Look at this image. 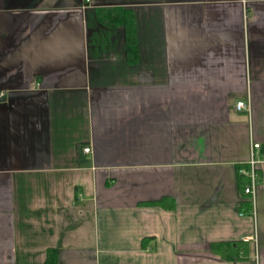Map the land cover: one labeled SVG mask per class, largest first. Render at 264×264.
<instances>
[{
	"label": "crops",
	"instance_id": "0c3cea01",
	"mask_svg": "<svg viewBox=\"0 0 264 264\" xmlns=\"http://www.w3.org/2000/svg\"><path fill=\"white\" fill-rule=\"evenodd\" d=\"M24 1L0 0V264H264V0Z\"/></svg>",
	"mask_w": 264,
	"mask_h": 264
},
{
	"label": "trees",
	"instance_id": "16d2710c",
	"mask_svg": "<svg viewBox=\"0 0 264 264\" xmlns=\"http://www.w3.org/2000/svg\"><path fill=\"white\" fill-rule=\"evenodd\" d=\"M246 169L248 170L247 166L239 167L237 171L238 175V187L240 189L241 195H245L247 198L249 196L243 192L245 188L250 184V179L246 175L240 174V170ZM259 182V174L257 178ZM249 201H246L245 203L239 204V209L241 214H248L252 212L251 204H249ZM209 252L213 254V256H217L222 260H232L236 259L239 256L243 255L244 257L247 256L249 253L248 249L243 246L241 243H225V244H214L210 245ZM242 256V257H243ZM57 257H56V251L54 249H50L47 252L45 261L43 264H57Z\"/></svg>",
	"mask_w": 264,
	"mask_h": 264
},
{
	"label": "rangeland",
	"instance_id": "374dc122",
	"mask_svg": "<svg viewBox=\"0 0 264 264\" xmlns=\"http://www.w3.org/2000/svg\"><path fill=\"white\" fill-rule=\"evenodd\" d=\"M8 1V0H7ZM28 2H30V0H27ZM11 3L12 4H15V3H18V4H23L22 6H24V7H26L27 6V3H25V1L24 0H11ZM10 7L11 8H14V6L13 5H10ZM36 184H37V182H36ZM79 193H81L82 194V187H80V189H79ZM64 199V204H63V209H64V211H66V212H68V213H70V214H76V212L75 211H79V210H74V207L75 206H80L81 205V202H79V203H77V202H75V201H70V199H67L66 197H64L63 198ZM69 203H73V204H71L70 206L68 205ZM19 206L20 205H18L17 206V209H19ZM73 209V210H72ZM91 208L90 207H86V209L85 210H83L84 212L81 214V218L82 219H84L85 220V222H83V223H86L87 221H89L90 219V216H91ZM17 211V210H16ZM18 212V211H17ZM15 213L16 214V216H17V220H18V225L16 226V227H18V230H17V233H18V236L20 237V241H22L21 240V238H23V236L25 237V236H27V237H31L30 239H34L35 238V236H36V234H37V232L35 231V236H33L34 234H32V232L31 231H25V229H23L24 227L22 226V220H23V217L24 216H26V214L24 215L23 214V212L21 211V212H18V213ZM65 218V217H64ZM65 220V219H64ZM66 221V220H65ZM68 222H71V221H68ZM80 223V222H79ZM73 224H74V222H73ZM86 226V225H85ZM84 230V234H87V230H86V227H85V229H83ZM88 230H90V228L88 229ZM24 231L25 232H27V234H24ZM31 232V233H30ZM83 234V235H84ZM35 240V239H34ZM20 248H24V246H22V245H20ZM26 249H28V247H26ZM20 252V251H19ZM19 264H37V261L35 260V259H33V257H31L30 258V261H28V260H26L25 259V257H24V255H23V253L22 252H20V255H19Z\"/></svg>",
	"mask_w": 264,
	"mask_h": 264
},
{
	"label": "built area",
	"instance_id": "2783aa9c",
	"mask_svg": "<svg viewBox=\"0 0 264 264\" xmlns=\"http://www.w3.org/2000/svg\"><path fill=\"white\" fill-rule=\"evenodd\" d=\"M84 3L87 4L89 3V0H84ZM236 109L238 111H241V110H245L247 112L250 111L249 109V105L245 104V103H242V102H237L236 104ZM259 148V145L258 144H253L252 145V149H251V154H250V159L248 161V163H246V166L248 168V170L246 169H242L240 170V174H243V175H246L247 177H249L248 179H250V184L247 186V188H245V190L243 192H245V194H247L250 198V203L251 204V209H252V212L251 213H254V210H255V207H254V204L255 203V187H256V183H257V178H258V173L256 171V166L257 165V158H256V155H255V150H258ZM84 153H89L90 152V148H84L83 149ZM240 215H243L240 213ZM249 241H253L255 242L256 239H254L253 237H249V238H244L243 239V242H249Z\"/></svg>",
	"mask_w": 264,
	"mask_h": 264
}]
</instances>
